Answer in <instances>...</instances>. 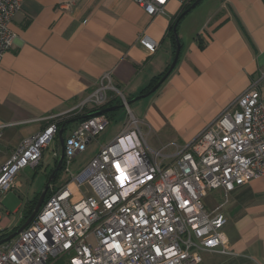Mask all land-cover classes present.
Masks as SVG:
<instances>
[{
	"label": "crops",
	"instance_id": "obj_1",
	"mask_svg": "<svg viewBox=\"0 0 264 264\" xmlns=\"http://www.w3.org/2000/svg\"><path fill=\"white\" fill-rule=\"evenodd\" d=\"M201 7L194 17L189 13L186 42L180 34L173 73L137 108L147 145L167 154L191 143L253 82L261 80L264 96V0H208ZM183 8L172 1L165 14L151 17L132 0H23L10 24L14 45L0 65V166L50 122L94 109L88 100L104 75L111 74V84L129 101L148 91L174 59L169 30ZM143 38L157 45L154 54ZM54 157L39 164L46 181L60 156ZM30 169L17 176L15 189L24 188L19 178ZM206 202L228 220L227 253L204 252L200 264H264V179L229 193L213 191ZM0 222L1 237L11 231L8 219Z\"/></svg>",
	"mask_w": 264,
	"mask_h": 264
},
{
	"label": "built area",
	"instance_id": "obj_2",
	"mask_svg": "<svg viewBox=\"0 0 264 264\" xmlns=\"http://www.w3.org/2000/svg\"><path fill=\"white\" fill-rule=\"evenodd\" d=\"M132 1L155 17L165 14L172 1L187 6L193 0ZM22 4L0 0V65L14 45L10 24ZM141 41L156 52L155 43ZM113 91L130 113L127 125L77 173L71 165L111 122L96 116L69 130L63 168L71 179L20 235L0 245V264H200L204 252L227 253L228 220L220 208L207 209L204 200L213 191L229 193L264 179L261 80L174 154L147 145L140 121L111 84V74L103 76L88 103L105 107ZM59 122L26 139L0 166V198L16 188L20 173L39 166L51 144L58 145Z\"/></svg>",
	"mask_w": 264,
	"mask_h": 264
},
{
	"label": "rangeland",
	"instance_id": "obj_3",
	"mask_svg": "<svg viewBox=\"0 0 264 264\" xmlns=\"http://www.w3.org/2000/svg\"><path fill=\"white\" fill-rule=\"evenodd\" d=\"M208 0H204L202 2L206 3ZM201 4V5H202ZM199 5L193 12L195 14L193 17L200 11L199 9H202L204 7V4L202 7ZM201 7V8H200ZM198 9V10H197ZM197 10V11H196ZM191 14H189L185 18V22H183V28H180L181 31L179 33L182 34L185 38L183 41H187L188 37L186 36V31L185 27L190 23L191 18H188ZM181 25V27H182ZM117 95V92L113 91ZM152 96H148L138 102H135L134 104L130 105V111L132 114L137 118L140 119L139 115V108L142 106L147 105L150 103ZM264 98V96H263ZM115 106H120L123 105V99L119 95L118 99L114 102ZM138 108V109H137ZM137 109V110H136ZM144 110V109H142ZM117 113V116L115 118H111L110 120V126L108 129L102 133L97 139L93 140V143L90 145L89 149L80 155L74 163L71 165V172L72 173H77L79 170L83 169L90 163V161L98 155L99 151L102 149V147L105 144H109L112 142L113 139H115L118 134L121 132V130L127 125V121L130 119V113L128 109L125 107L121 110H119ZM72 124L67 127V130H70ZM142 126L140 125V130L142 131ZM68 132L66 131L65 136H67ZM156 149V148H154ZM55 152L60 156L61 155V147H59L56 143H53L49 146V148L44 152L43 155V162L44 164L47 162H52L54 157ZM53 167V165H52ZM37 170L30 169L27 171V176L24 178H19L21 179L20 181L24 184V188L17 190L13 189L4 195L1 196L0 198V220H5L8 219L9 221V229L12 232L14 228H19L21 227L26 215L24 213V205L27 203L28 199L33 197V193L35 192H40L42 188L44 187L46 183V177L44 175L45 172V167L40 166L39 168H36ZM70 174L66 173L63 171L58 179V181L54 184L57 188L61 186H65L69 180H70ZM30 182V183H29ZM29 189V191H27ZM26 192H30L29 195H27ZM206 206L207 202L205 203ZM57 264H65L64 261L57 263Z\"/></svg>",
	"mask_w": 264,
	"mask_h": 264
},
{
	"label": "water",
	"instance_id": "obj_4",
	"mask_svg": "<svg viewBox=\"0 0 264 264\" xmlns=\"http://www.w3.org/2000/svg\"><path fill=\"white\" fill-rule=\"evenodd\" d=\"M204 0H196L187 10H185L177 19L176 24L174 26L173 32L176 38V42H177V48L175 51V56L174 59L171 63V65L169 66L168 71L166 72V74L162 77V79L158 82V84L147 94H143L139 97H136L135 99L131 100L128 102V106L134 104L135 102H138L146 97H148L151 94H154L160 87L161 85L170 77V75L173 73L174 69L176 68L179 59H180V55H181V51H182V46L179 40V36H178V25L179 22L181 21V19H183L186 15H188L192 10H194L201 2H203ZM125 108V105H120V106H114V107H109L106 109H103L95 114H92L90 116H83L77 119H74L72 121H70L69 123H67L66 125L69 124H75V123H79L82 120H85L89 117H96V116H102V115H107L109 113L112 112H116L119 111L121 109ZM64 141H65V130L64 127L60 130L59 132V142L61 145V155L58 159V163L56 168L54 169V171L52 172V174L50 175L40 197L39 200L37 202V205L33 211V213L29 216V218L25 221V223L15 232H13L12 234H10L8 237L0 239V245L7 243L11 240H13L14 238H16L18 235H20L36 218V216L38 215V213L40 212V210L42 209L45 201H46V196L48 194V191L52 185V183L54 182V180L57 178L58 174L61 172L62 168H63V162H64V157H65V148H64Z\"/></svg>",
	"mask_w": 264,
	"mask_h": 264
},
{
	"label": "trees",
	"instance_id": "obj_5",
	"mask_svg": "<svg viewBox=\"0 0 264 264\" xmlns=\"http://www.w3.org/2000/svg\"><path fill=\"white\" fill-rule=\"evenodd\" d=\"M195 1H196V0H193L189 5L184 6V8H183L181 14H182L185 10H187V9H188V8H189V7L195 2ZM181 14H180V15H181ZM178 18H179V17H178ZM178 18H177V19H178ZM177 19L171 24V27H170V30H169V35H170V37H171V39H172V41H173V44H174V48H175V50H176V48H177V42H176V38H175V35H174V32H173V29H174V26H175V24H176ZM174 54H175V51H174ZM168 69H169V67L167 68V70H166L163 74H161V76H159V77L154 81L153 85H152L151 87H149L148 91H146V92L143 93V94H147V93H149V91H150L152 88H154V87L158 84V82L162 79V77L166 74V72L168 71ZM113 98H114V97H113ZM117 99H118V97H115L114 99H111L110 102H109L105 107H102V108L94 107V109L88 111V112L85 113L84 115L75 116V117H72V118H70V119L60 121V122H59V132H60V130L64 127V130H65V133H66V131H68V130H67V127H68L69 125H71V124H69V125H66V124L69 123L70 121L74 120V119H77V118H80V117H83V116H90V115H92V114H95V113H97V112L103 110V109H106V108H109V107H113L112 105H113V103H114ZM127 101L129 102L128 99H127ZM116 112H118V111H116ZM116 112L109 113V114H107V115H105V116H106L109 120H111V118H115V117L117 116V113H116ZM89 118H91V117H89ZM89 118H87V119H89ZM87 119H85V120H87ZM82 121H84V120H82ZM58 146L61 147L60 142L58 143ZM57 163H58V159L55 160L53 167L51 168L49 174L47 175V181H48L50 175L52 174V172L54 171V169L56 168ZM38 167H39V166H38ZM38 167H37V168H38ZM63 171H64V168H62L61 172L58 174L57 178H56V179L54 180V182L52 183L53 185L58 181V179H59V177H60V175H61V173H62ZM47 181H46V183H47ZM52 194H53V193L49 190V191H48V194H47V196H46V201L49 200V198L51 197ZM40 195H41V193H39V194L37 195V197L34 199V201H32V202H30V203L28 204V206H27V208H26V210H25V212H24L25 215H26V217H25V219H24L22 225H23V224L25 223V221L29 218V216L33 213V211H34V209H35V207H36V205H37V202H38V200H39ZM46 201H45V202H46ZM22 225H21V226H22ZM19 228H20V227H19ZM19 228H14L13 231L10 232V233H6V234H5V233H4V234L2 233L1 239L8 237L10 234H12L13 232L17 231Z\"/></svg>",
	"mask_w": 264,
	"mask_h": 264
}]
</instances>
